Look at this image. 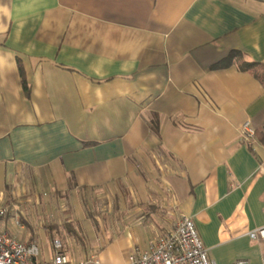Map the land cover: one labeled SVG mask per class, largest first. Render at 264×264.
<instances>
[{"label": "crops", "instance_id": "0c3cea01", "mask_svg": "<svg viewBox=\"0 0 264 264\" xmlns=\"http://www.w3.org/2000/svg\"><path fill=\"white\" fill-rule=\"evenodd\" d=\"M231 50L262 79L211 68ZM246 120L264 121V0H0V228L21 241L34 206L65 196L78 229L77 202L103 194L141 248L184 214L216 264H263L247 232L264 225V143L240 141ZM124 237L104 264L139 246Z\"/></svg>", "mask_w": 264, "mask_h": 264}, {"label": "built area", "instance_id": "2783aa9c", "mask_svg": "<svg viewBox=\"0 0 264 264\" xmlns=\"http://www.w3.org/2000/svg\"><path fill=\"white\" fill-rule=\"evenodd\" d=\"M240 141L248 147L257 143L255 128L249 120L239 129ZM8 207L0 205V220L8 214ZM252 240H264V225L247 232ZM53 256L41 259L38 245L24 242L0 228V264H104L97 253L73 259L68 257L60 240H52ZM264 264V251L262 253ZM124 264H216L196 230L194 221L182 214L165 233L150 240L146 247L133 246L127 253ZM230 264H249L247 259H237Z\"/></svg>", "mask_w": 264, "mask_h": 264}, {"label": "rangeland", "instance_id": "374dc122", "mask_svg": "<svg viewBox=\"0 0 264 264\" xmlns=\"http://www.w3.org/2000/svg\"><path fill=\"white\" fill-rule=\"evenodd\" d=\"M80 198L82 197L80 196ZM64 200L65 196L63 200H59L57 211L50 207H44L43 203L30 209L29 222L31 229H26V231L33 236L34 242L38 245L40 250L39 258L51 259L53 256L52 240L55 239L62 242L63 249L68 257L76 259L82 258L91 252L97 253L99 259L104 257L107 260L108 257V260L117 261L123 258L124 254H126L125 252L129 249L124 237L128 231L131 232L133 240L140 247L143 245L145 234H142V229H110L112 220L110 215L114 204L115 206L118 205L120 209L126 204L123 206L121 202L113 203L108 201L106 195L103 194L86 196L83 200L80 199L81 201L77 202V205H80V209L82 208L80 212L84 213V219H81V215L73 218V224L76 227L80 224L78 220L83 222L82 226H79L78 229H66L64 225L68 212L64 213V215L61 214ZM43 223L51 226V229L42 227L41 224ZM11 231L16 234L18 229H11ZM119 233H121L120 236L122 238L118 242L116 236Z\"/></svg>", "mask_w": 264, "mask_h": 264}, {"label": "trees", "instance_id": "16d2710c", "mask_svg": "<svg viewBox=\"0 0 264 264\" xmlns=\"http://www.w3.org/2000/svg\"><path fill=\"white\" fill-rule=\"evenodd\" d=\"M235 60L239 61L238 67H239L240 70H243V71L250 70V71L253 72V74L257 78H259L260 80L262 79V76L255 71V67L257 66V63L256 62H249V61L241 60V53L239 51H237V50L229 51V53L225 57H223L222 59H220L217 62L213 63L211 65V68L215 69V68L227 67L230 64H232ZM22 84H23V88L25 90H27V86H26L25 80H22ZM255 134H256L257 139L259 141H261L262 143H264V121L261 123V125L258 128H255ZM72 232L75 234L74 231H72ZM75 235H77V234H75Z\"/></svg>", "mask_w": 264, "mask_h": 264}]
</instances>
